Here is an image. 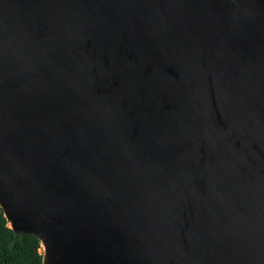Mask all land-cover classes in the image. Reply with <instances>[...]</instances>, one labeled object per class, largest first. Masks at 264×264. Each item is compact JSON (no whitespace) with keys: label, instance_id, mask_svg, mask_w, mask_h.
Returning a JSON list of instances; mask_svg holds the SVG:
<instances>
[{"label":"water","instance_id":"1","mask_svg":"<svg viewBox=\"0 0 264 264\" xmlns=\"http://www.w3.org/2000/svg\"><path fill=\"white\" fill-rule=\"evenodd\" d=\"M225 1L0 0V193L43 264H264V0Z\"/></svg>","mask_w":264,"mask_h":264},{"label":"trees","instance_id":"2","mask_svg":"<svg viewBox=\"0 0 264 264\" xmlns=\"http://www.w3.org/2000/svg\"><path fill=\"white\" fill-rule=\"evenodd\" d=\"M7 223L0 206V264H43L37 235L16 233Z\"/></svg>","mask_w":264,"mask_h":264},{"label":"bare ground","instance_id":"3","mask_svg":"<svg viewBox=\"0 0 264 264\" xmlns=\"http://www.w3.org/2000/svg\"><path fill=\"white\" fill-rule=\"evenodd\" d=\"M224 1V4L225 3H227L225 0H223ZM228 4V6H230L234 11H240V12H245V11H242V10H240L239 8H237V6H235L234 4L232 5V4H230V3H227ZM0 204L3 206V208H4V211H5V214H6V216H7V218H8V224H9V226H11V227H14L15 228V221L12 219V216H11V214L9 213V209H8V206H7V204H6V202H5V200H4V198H3V196H2V194L0 193ZM40 241H41V248H42V250L44 251V253L46 254V255H48V253H49V249H48V240H47V238L45 237V236H42L41 238H40Z\"/></svg>","mask_w":264,"mask_h":264},{"label":"rangeland","instance_id":"4","mask_svg":"<svg viewBox=\"0 0 264 264\" xmlns=\"http://www.w3.org/2000/svg\"><path fill=\"white\" fill-rule=\"evenodd\" d=\"M41 253H42V255H43V262H44V259H45V254H44V251L42 250V248L40 247V250H39Z\"/></svg>","mask_w":264,"mask_h":264}]
</instances>
